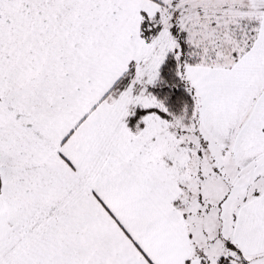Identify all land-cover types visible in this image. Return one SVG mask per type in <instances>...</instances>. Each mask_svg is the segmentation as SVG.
Instances as JSON below:
<instances>
[{
  "label": "snow or ice",
  "instance_id": "obj_1",
  "mask_svg": "<svg viewBox=\"0 0 264 264\" xmlns=\"http://www.w3.org/2000/svg\"><path fill=\"white\" fill-rule=\"evenodd\" d=\"M0 264H264V0H0Z\"/></svg>",
  "mask_w": 264,
  "mask_h": 264
}]
</instances>
